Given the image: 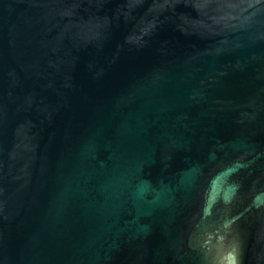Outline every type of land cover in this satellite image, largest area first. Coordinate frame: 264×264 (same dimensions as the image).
<instances>
[{
    "label": "water",
    "instance_id": "95a60500",
    "mask_svg": "<svg viewBox=\"0 0 264 264\" xmlns=\"http://www.w3.org/2000/svg\"><path fill=\"white\" fill-rule=\"evenodd\" d=\"M0 264H264V0H0Z\"/></svg>",
    "mask_w": 264,
    "mask_h": 264
}]
</instances>
